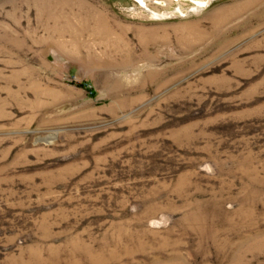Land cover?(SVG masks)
I'll return each mask as SVG.
<instances>
[{
    "label": "rangeland",
    "instance_id": "rangeland-1",
    "mask_svg": "<svg viewBox=\"0 0 264 264\" xmlns=\"http://www.w3.org/2000/svg\"><path fill=\"white\" fill-rule=\"evenodd\" d=\"M0 264H264V0H0Z\"/></svg>",
    "mask_w": 264,
    "mask_h": 264
},
{
    "label": "trees",
    "instance_id": "trees-1",
    "mask_svg": "<svg viewBox=\"0 0 264 264\" xmlns=\"http://www.w3.org/2000/svg\"><path fill=\"white\" fill-rule=\"evenodd\" d=\"M81 86H83L86 90H89V92L92 94L93 92H92V90L89 88V89H87V87H86V84L85 83H81Z\"/></svg>",
    "mask_w": 264,
    "mask_h": 264
}]
</instances>
